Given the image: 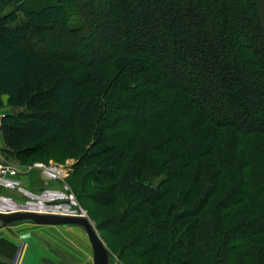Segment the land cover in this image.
Returning <instances> with one entry per match:
<instances>
[{
	"label": "trees",
	"instance_id": "1",
	"mask_svg": "<svg viewBox=\"0 0 264 264\" xmlns=\"http://www.w3.org/2000/svg\"><path fill=\"white\" fill-rule=\"evenodd\" d=\"M3 99L7 157L93 139L135 258L264 264V0H0Z\"/></svg>",
	"mask_w": 264,
	"mask_h": 264
},
{
	"label": "rangeland",
	"instance_id": "2",
	"mask_svg": "<svg viewBox=\"0 0 264 264\" xmlns=\"http://www.w3.org/2000/svg\"><path fill=\"white\" fill-rule=\"evenodd\" d=\"M96 23L100 22L96 20ZM109 29L111 28L109 27ZM105 30L111 31L107 27ZM107 36L108 34L103 32L95 44L97 45V42L106 43ZM115 43L117 42L115 41ZM115 43H109V46ZM65 50L73 52L76 49L72 45L66 44ZM83 72L84 70L82 75ZM87 87L88 85H85L86 90ZM242 91L248 94L251 92L248 86L242 87ZM151 109L153 110V108ZM151 109L148 111L151 112ZM14 111L15 109L6 105V99L0 100V119L4 114ZM139 119L135 116L126 121L133 122ZM92 144L93 139L90 137H84L73 147L63 139H57L47 144L40 153L30 157H7L2 152L7 159L14 161L21 169L37 162L47 164L53 162V164L66 167L69 171L64 181H60L61 183L41 179L36 171L30 174H23V172L21 173L22 186L29 193L11 189L2 192L6 194L9 201H17L26 205L28 202L37 201L38 197L34 194L41 195L48 188H50L48 190H54L52 187L62 190L66 188L68 193L70 192L69 196L71 194L73 197L71 199L73 203L70 204L71 209H74L72 212L84 213L104 240L111 253L110 264H147L145 260L135 258L132 251L130 253L125 249V246L130 242V234L121 233L119 230L121 226H125V223H117V216L122 209L120 204L101 205L94 198V194L99 193V190L104 191L105 188H110L114 180L98 185L94 181V178H99L96 174H91L85 179L86 174L94 168L91 162L85 160L86 152ZM0 237H6L18 243L19 250L14 259L15 264H39L40 262H45V264H94L92 245L87 233L80 226L45 227L30 221L14 222L7 227L0 228ZM144 244L147 245L145 242Z\"/></svg>",
	"mask_w": 264,
	"mask_h": 264
},
{
	"label": "built area",
	"instance_id": "3",
	"mask_svg": "<svg viewBox=\"0 0 264 264\" xmlns=\"http://www.w3.org/2000/svg\"><path fill=\"white\" fill-rule=\"evenodd\" d=\"M35 171L39 173L41 179L47 181L51 180V182L57 181L59 183H61L60 181H64L65 176H67L69 172L66 167L53 164V162L50 164L37 162L21 169V167L14 163V161L7 159L2 154L0 148V212L10 213L31 210L34 212L60 215H82L72 212L74 209H71L70 204L73 203V200H71L73 197L71 194L69 196L70 192L68 193L66 188H64L65 190L54 187H52L54 190H48L50 189L48 188L41 195L34 194L38 197L37 201L28 202L26 205H23L22 203L20 204L17 201H9L6 194L2 191L11 189L22 191L24 193L28 192V190L22 186L21 173L24 172L23 174H30ZM83 215L85 214L83 213Z\"/></svg>",
	"mask_w": 264,
	"mask_h": 264
},
{
	"label": "water",
	"instance_id": "4",
	"mask_svg": "<svg viewBox=\"0 0 264 264\" xmlns=\"http://www.w3.org/2000/svg\"><path fill=\"white\" fill-rule=\"evenodd\" d=\"M19 221H31L38 225H75L82 227L88 235L93 249L94 264H110L111 253L94 224L86 215H60L31 210L0 212V228Z\"/></svg>",
	"mask_w": 264,
	"mask_h": 264
},
{
	"label": "crops",
	"instance_id": "5",
	"mask_svg": "<svg viewBox=\"0 0 264 264\" xmlns=\"http://www.w3.org/2000/svg\"><path fill=\"white\" fill-rule=\"evenodd\" d=\"M38 225V224H37ZM40 226V225H39ZM41 226H45V227H60V225H41ZM63 261V260H62ZM41 263V262H40ZM39 263V264H40ZM41 264H45V262H42Z\"/></svg>",
	"mask_w": 264,
	"mask_h": 264
}]
</instances>
